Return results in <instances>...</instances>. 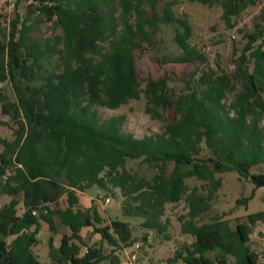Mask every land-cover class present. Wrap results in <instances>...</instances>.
Listing matches in <instances>:
<instances>
[{"label":"trees","instance_id":"trees-1","mask_svg":"<svg viewBox=\"0 0 264 264\" xmlns=\"http://www.w3.org/2000/svg\"><path fill=\"white\" fill-rule=\"evenodd\" d=\"M113 1L15 0L16 7L25 2L60 27L61 34L44 42L31 35L32 26L27 19L20 22L18 13L8 33L0 21V83L9 82L14 95L12 100L2 97V109L15 124L13 138L0 139V192L22 194L21 200L12 197L0 206V264H41L32 247L38 243L41 222L55 233L56 219L70 233H63L57 246L49 236L50 264H117L114 253L130 245L132 230L116 218L100 226L104 219L94 201L89 207L79 204L78 193L94 186L112 194L118 189L127 198L124 213L143 217L144 226L158 229L164 205L181 200L186 177L213 181L214 173L235 170L255 188L264 187V173L250 172L264 163V0H196L219 3L228 24L247 6L263 4L253 31L232 60L233 69L202 71L189 91L175 99L165 76L147 78L140 88L134 49L141 40L150 41L161 21L175 26L173 39L181 50L169 61L204 62L191 44L190 22L175 16L171 2L160 14L151 3L146 17L143 0H119L117 15L110 7ZM52 53L56 61L46 66ZM227 91L234 92L229 106L223 103ZM141 94L154 116H161L160 109L174 110L175 119L165 122L161 133L137 138L123 130L122 115L98 114L97 106L117 108ZM202 145L209 155L199 159ZM130 159L191 167L181 174L174 170L170 176L138 179L127 167ZM213 182L214 189L218 181ZM211 194L186 198L189 218L182 230L194 239L175 258L183 264H264L249 245L251 225L264 221V210L248 214L234 228L219 219L196 224ZM252 196L236 202L246 203ZM62 197L65 202L59 205ZM83 227H92L111 246L109 252L100 244L85 245L81 253ZM215 250L213 258L206 255Z\"/></svg>","mask_w":264,"mask_h":264},{"label":"rangeland","instance_id":"rangeland-1","mask_svg":"<svg viewBox=\"0 0 264 264\" xmlns=\"http://www.w3.org/2000/svg\"><path fill=\"white\" fill-rule=\"evenodd\" d=\"M167 2L172 3L175 16L185 17L190 22L192 27L191 44L199 49L205 61L196 60L184 63L169 61L170 56L181 52L173 39L175 26L158 21L150 41L141 40L140 45L134 49L135 68L141 89L145 87L147 78L157 79L165 76L169 94L172 99H175L189 91L190 86L194 84L193 78L199 76L202 71L212 68L219 73L222 70L229 72L233 69L232 60L246 43L247 34L253 31V23L263 2L259 1L247 6L238 16L232 17L229 24L222 17L223 9L219 3L208 5L196 0H143L142 7L146 11L145 16L151 14V3L155 4V11L160 14ZM110 7L117 15L120 11L119 0L110 3ZM16 13L20 15V22L27 19V24L32 26L31 35L41 42L46 39H54L61 34L60 27L52 19H47L33 7L31 10L28 9L27 3L21 2L16 7L15 0H0V21L7 33ZM131 21H134V17ZM149 30L152 29L149 28ZM234 48L237 50L235 51ZM56 57L57 54H50L45 60V65H53ZM3 96L8 100L14 98L11 85L7 81L0 83V139L10 140L13 138L15 124L8 114L3 113ZM233 97L234 92L227 91L223 103L229 106ZM97 111L101 118L122 115L124 117L123 130L132 133L137 138L161 133L165 122L175 119L172 108H167L165 111L160 109L161 116L152 115L150 111H147V103L143 94L139 99H131L117 108L97 106ZM260 126L264 127V116L260 119ZM1 149L0 143V151ZM207 155L209 152L202 145L196 158L203 159ZM127 167L138 179L152 180L155 175L160 173L170 176L174 170L177 171V174H181L191 166L184 165L175 169L172 163L160 166L142 159H130L127 162ZM250 172L264 173V163L253 166ZM213 181H218V186L214 189ZM213 181L199 179L195 176L184 178L185 188L181 200L164 205L162 214L158 218L159 229L144 226L143 217L126 215L124 207L127 206V198L118 189H115L112 194L94 186L87 189L83 195L78 193V196L81 195L83 202H88L90 199L92 202L94 201L95 208L104 219L98 225H104L113 218L129 223L132 230V241L128 246L121 245L120 248H117L114 254L118 260L126 264H183L180 259L175 258V255L178 250L183 251L184 247L190 246L194 239L191 234L182 230L183 223L189 218L186 198L190 195L206 197L209 191H212L208 200L209 207L195 220L196 224L219 219L225 220L230 228H234L237 222L245 221L248 214L264 210V187L255 188L249 178L240 177L237 171L214 173ZM251 192H253V196L246 203L236 202L240 198L248 197ZM12 197L21 200L22 194L10 196L0 192V206L7 203ZM64 202L65 197H62L59 200V205H63ZM21 212L20 202L18 213ZM56 225L57 231L52 233L49 231L48 224L41 222L37 234L38 243L32 247L41 264H50L49 236H53L52 242L57 246L61 235L70 233L67 227L58 223L57 219ZM81 236L84 242L81 244V253L86 250L85 245L99 246L101 244L105 252H109L111 248L106 241H101L100 235L92 227L84 228L81 231ZM249 238L250 247L259 254L260 259H263L264 221L251 225ZM217 253V250L207 251L206 255L213 258ZM228 260L232 261L233 257L228 256ZM99 264H109V261H102Z\"/></svg>","mask_w":264,"mask_h":264},{"label":"crops","instance_id":"crops-1","mask_svg":"<svg viewBox=\"0 0 264 264\" xmlns=\"http://www.w3.org/2000/svg\"><path fill=\"white\" fill-rule=\"evenodd\" d=\"M81 195H83L84 194V192L83 193H80ZM81 195H79L78 196V198H79V204L82 206V207H89L90 205H91V203H92V200L90 199V200H88V202L86 201V202H83V201H81V200H83L82 198H81ZM84 203H86V204H84ZM84 228H87V227H83L82 229H81V231L84 229ZM80 234H81V232H80ZM55 246V245H54ZM106 261V260H105ZM101 263V262H100ZM117 264H126L125 262H122V261H120V260H118V263Z\"/></svg>","mask_w":264,"mask_h":264},{"label":"built area","instance_id":"built-area-1","mask_svg":"<svg viewBox=\"0 0 264 264\" xmlns=\"http://www.w3.org/2000/svg\"><path fill=\"white\" fill-rule=\"evenodd\" d=\"M134 257V256H133Z\"/></svg>","mask_w":264,"mask_h":264}]
</instances>
